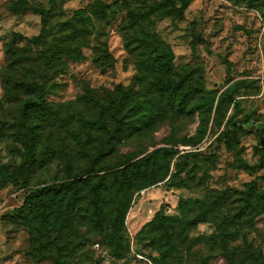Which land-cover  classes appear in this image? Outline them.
Returning <instances> with one entry per match:
<instances>
[{
	"label": "rangeland",
	"instance_id": "rangeland-1",
	"mask_svg": "<svg viewBox=\"0 0 264 264\" xmlns=\"http://www.w3.org/2000/svg\"><path fill=\"white\" fill-rule=\"evenodd\" d=\"M17 1L0 0V264H150L145 260L154 264L150 257L158 254L143 228L161 208L166 216L196 221L189 226L178 256L168 264H250L251 255L264 256V212L250 222L234 224L227 253L211 240L216 233L214 221L236 213L248 183L256 180L258 189L264 190L258 132L264 128V0H191L181 18L157 17L154 12L136 29L126 24L124 9L131 6L146 13L165 0H54L46 19L31 11L15 14ZM175 7L179 10L181 3ZM82 9L87 14L77 15ZM14 34L20 36L14 39ZM140 37L168 46L175 67L193 77V89L201 82L223 96L232 83L239 82L235 98L240 110L225 103L220 112L214 111L212 117L222 124L211 122L195 147L185 142L197 134L198 113H168L145 133L123 140L101 166L174 148L181 155L189 153L182 165L186 172L193 170L197 180L203 177L205 188L167 189L160 184L134 194L122 231L123 257L114 253L105 233L89 226L87 202L69 228L55 226L46 232L27 226L23 219L14 222L10 216L23 206L31 190L61 183L90 168L91 160L76 154L74 139L81 119L92 116L91 108L78 103L86 90L120 95V86L140 98L151 92L154 78L146 69L149 49L140 46ZM12 41L17 55L29 60L15 71L6 67V50ZM65 47L69 54L59 58L58 49ZM27 82L44 86L43 96L55 104L58 118L44 131L49 141L38 151L34 170L12 176L27 156L15 138L21 105L32 96L19 87ZM247 118L254 121L235 129L229 124ZM240 160L258 169L251 174L238 168ZM177 161L176 157L173 171ZM198 201L210 208L199 209Z\"/></svg>",
	"mask_w": 264,
	"mask_h": 264
},
{
	"label": "trees",
	"instance_id": "trees-1",
	"mask_svg": "<svg viewBox=\"0 0 264 264\" xmlns=\"http://www.w3.org/2000/svg\"><path fill=\"white\" fill-rule=\"evenodd\" d=\"M178 3H181V7L175 10ZM190 3L191 0H165L161 4L153 5L146 13L128 6L124 9L126 24L131 29L140 28L143 22L151 19L154 12L157 17L168 15L181 18ZM53 5L54 0H48L47 3L41 0H18L12 10L15 14L31 11L46 19L51 16ZM163 8L167 11H162ZM76 14L85 16L87 11L78 10ZM19 36L14 34V39ZM139 41L142 48L149 49L146 69L154 78L151 92L140 98L120 86L118 87L120 95H116L117 91L102 95L94 90H86L78 99V103L91 108L92 116L81 119L80 128L77 129L74 139L78 144V148L75 149L76 154L87 156L91 160L90 168L85 173L68 177L61 183L31 190L23 206L10 216L14 222L23 219L27 226H36L46 232H51L55 226L62 229L69 228L78 209L87 202L89 226L105 233L114 253L118 257H123L125 250L122 244L125 242V237L122 231L134 194L158 187L160 184L167 189L203 190L205 188L203 177L197 180L198 177L194 175L193 170L186 172V167L182 165L189 157V153L181 155L174 148H159L139 160L128 159L107 168L101 166L106 159L117 152L123 140L145 133L168 113L177 115L198 113L197 134L185 142L187 146L195 147L206 136L211 122L213 125L222 124L218 117H212L214 111L216 114L220 112L225 103L235 104V111L240 110V103L235 98L239 82L232 83L223 96L207 90L201 82L193 89V77L190 74H183L175 67L174 54L168 46L158 45L149 37H140ZM15 44L12 41L6 50V67L14 71L29 63L27 57L17 55ZM57 53L61 58L69 54L68 48H60ZM19 87L32 96L21 105L19 124L15 128L16 141L26 148V161L21 167L12 170V176L22 174L26 176L34 170L38 151L49 141V136H45L44 131L49 123L55 124L58 118L55 104L50 103L43 96L44 86L27 82L21 83ZM252 121H254L252 118L239 123L229 120V124L235 129ZM258 132L264 133V128L259 129ZM224 136L229 138L227 135ZM261 150L260 167L264 165V150ZM176 157L178 161L174 163L175 171H173L172 164ZM68 160L71 161V155ZM238 168L245 169L251 174L258 169L244 160H240ZM261 179L264 180V176ZM241 194L242 203L236 213L232 217L214 221L216 233L211 240L214 244H219L226 253L229 240L234 236L231 230L234 224L241 221L250 222L264 212V190L258 189L256 180L248 183ZM197 203L199 209L204 211L210 208L203 201ZM180 212L183 213V210ZM163 213L161 208L155 218L143 228L151 237L150 244L158 254L150 257L154 264H168L176 258L183 240H186L189 226L196 223L189 217L166 216ZM251 257L250 264H264L263 255L256 257L251 255ZM61 264L66 263L61 262Z\"/></svg>",
	"mask_w": 264,
	"mask_h": 264
},
{
	"label": "water",
	"instance_id": "water-1",
	"mask_svg": "<svg viewBox=\"0 0 264 264\" xmlns=\"http://www.w3.org/2000/svg\"><path fill=\"white\" fill-rule=\"evenodd\" d=\"M259 138H260L261 147L264 149V135L260 133Z\"/></svg>",
	"mask_w": 264,
	"mask_h": 264
},
{
	"label": "built area",
	"instance_id": "built-area-1",
	"mask_svg": "<svg viewBox=\"0 0 264 264\" xmlns=\"http://www.w3.org/2000/svg\"><path fill=\"white\" fill-rule=\"evenodd\" d=\"M139 258H142V257H139ZM140 260H141V259H140ZM145 261L151 264V262H150L149 260H145Z\"/></svg>",
	"mask_w": 264,
	"mask_h": 264
},
{
	"label": "flooded vegetation",
	"instance_id": "flooded-vegetation-1",
	"mask_svg": "<svg viewBox=\"0 0 264 264\" xmlns=\"http://www.w3.org/2000/svg\"><path fill=\"white\" fill-rule=\"evenodd\" d=\"M263 135H264V133L263 132H261ZM260 134V133H259Z\"/></svg>",
	"mask_w": 264,
	"mask_h": 264
}]
</instances>
